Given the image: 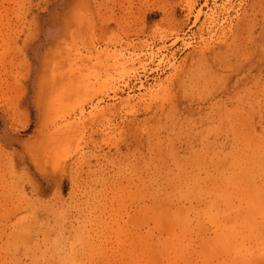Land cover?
<instances>
[{
	"label": "rangeland",
	"instance_id": "1",
	"mask_svg": "<svg viewBox=\"0 0 264 264\" xmlns=\"http://www.w3.org/2000/svg\"><path fill=\"white\" fill-rule=\"evenodd\" d=\"M0 264H264V0H0Z\"/></svg>",
	"mask_w": 264,
	"mask_h": 264
}]
</instances>
